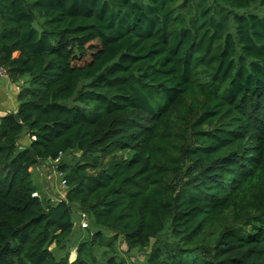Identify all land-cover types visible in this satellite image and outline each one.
<instances>
[{
  "label": "trees",
  "instance_id": "1",
  "mask_svg": "<svg viewBox=\"0 0 264 264\" xmlns=\"http://www.w3.org/2000/svg\"><path fill=\"white\" fill-rule=\"evenodd\" d=\"M0 67V264H264V0H0Z\"/></svg>",
  "mask_w": 264,
  "mask_h": 264
},
{
  "label": "rangeland",
  "instance_id": "2",
  "mask_svg": "<svg viewBox=\"0 0 264 264\" xmlns=\"http://www.w3.org/2000/svg\"><path fill=\"white\" fill-rule=\"evenodd\" d=\"M27 138L23 137L22 140L19 142V145H27ZM80 156V153L77 151L70 152L66 155H62L57 162H46L44 164H39L35 167L40 169L41 172L38 174L35 171V167H32L29 169L30 178L33 182V184L36 186L37 190L41 193V195H44L45 198L50 200L52 203H57L58 201L62 200L64 197L65 187L61 185V176L58 175L57 172V166L60 164V162L63 161H69L72 157L78 158ZM43 165V167H41ZM39 195V193H38ZM79 219L76 218L75 214L73 217V229L70 238L68 241L60 248L55 247V245H51L49 247V251L52 252L54 257L56 259H61L63 257H67V261L69 263L73 262L76 258V249L78 248L79 244L83 241H87L90 234L94 233L96 229L92 227L91 224H89V227L87 230H81L78 226ZM88 225V222H87ZM101 233L105 237H111L112 234L100 230ZM168 233L165 232L162 235V239H167ZM115 249L117 256L119 258H122L127 264H145L147 252L148 251H132L127 252L124 243L119 239L115 244ZM106 248H99L96 251V258H98L102 252L106 251Z\"/></svg>",
  "mask_w": 264,
  "mask_h": 264
},
{
  "label": "crops",
  "instance_id": "3",
  "mask_svg": "<svg viewBox=\"0 0 264 264\" xmlns=\"http://www.w3.org/2000/svg\"><path fill=\"white\" fill-rule=\"evenodd\" d=\"M17 89L8 80L0 79V117L15 112Z\"/></svg>",
  "mask_w": 264,
  "mask_h": 264
},
{
  "label": "built area",
  "instance_id": "4",
  "mask_svg": "<svg viewBox=\"0 0 264 264\" xmlns=\"http://www.w3.org/2000/svg\"><path fill=\"white\" fill-rule=\"evenodd\" d=\"M0 79H5L7 80V75H6V72L3 68L0 67ZM31 139H34L33 137ZM62 156V154H59L58 158L55 160V161H51V160H48V162H57L59 160V158ZM47 162V161H46ZM46 162H43L41 164H44ZM41 167H43V165H41ZM35 171L40 174L41 172L39 171L40 169H38L37 167L34 168ZM59 176H61L59 173H58ZM61 185L64 186V181L62 180L61 178ZM32 197H35V198H38L39 195L38 193H34L32 195ZM59 202V201H58ZM78 226L80 227V229H86L88 227L87 225V218L84 214H80L79 215V224Z\"/></svg>",
  "mask_w": 264,
  "mask_h": 264
}]
</instances>
